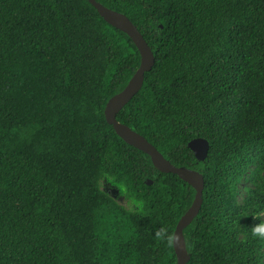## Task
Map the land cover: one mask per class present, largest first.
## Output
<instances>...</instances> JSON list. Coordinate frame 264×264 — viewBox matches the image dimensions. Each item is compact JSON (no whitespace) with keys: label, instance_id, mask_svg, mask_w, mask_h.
Returning a JSON list of instances; mask_svg holds the SVG:
<instances>
[{"label":"trees","instance_id":"1","mask_svg":"<svg viewBox=\"0 0 264 264\" xmlns=\"http://www.w3.org/2000/svg\"><path fill=\"white\" fill-rule=\"evenodd\" d=\"M95 1L154 57L116 120L203 177L186 264H264V0ZM139 64L87 0H0V264H176L195 191L103 113Z\"/></svg>","mask_w":264,"mask_h":264},{"label":"water","instance_id":"2","mask_svg":"<svg viewBox=\"0 0 264 264\" xmlns=\"http://www.w3.org/2000/svg\"><path fill=\"white\" fill-rule=\"evenodd\" d=\"M87 2L96 10L104 22L130 38L140 56L139 67L126 86L106 102L103 112L106 123L112 127L115 134L122 141L146 154L150 158L152 165L158 171L175 174L195 191L192 203L178 220L172 237V247L176 257V264H186L188 255L186 254L183 242V229L192 222L199 212L202 202L201 195L204 187L203 177L195 170L173 166L141 135L116 120L117 113L141 89L144 74L151 70L154 64V57L136 27L126 16L104 7L95 0H87ZM187 147L193 153L197 162L204 161L209 149L208 142L201 138L191 140L187 144Z\"/></svg>","mask_w":264,"mask_h":264},{"label":"clouds","instance_id":"3","mask_svg":"<svg viewBox=\"0 0 264 264\" xmlns=\"http://www.w3.org/2000/svg\"><path fill=\"white\" fill-rule=\"evenodd\" d=\"M137 203H141L140 201H137ZM164 233H165V229L161 228L159 231H157L156 233V236L158 239H162L164 237ZM252 234L254 236H259V237H262L264 238V222L254 226L252 228ZM169 242H171L172 240V237L171 236H168L167 237Z\"/></svg>","mask_w":264,"mask_h":264},{"label":"rangeland","instance_id":"4","mask_svg":"<svg viewBox=\"0 0 264 264\" xmlns=\"http://www.w3.org/2000/svg\"><path fill=\"white\" fill-rule=\"evenodd\" d=\"M117 201H118L120 204H125V203L123 202L122 198L117 199Z\"/></svg>","mask_w":264,"mask_h":264}]
</instances>
